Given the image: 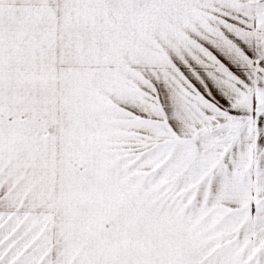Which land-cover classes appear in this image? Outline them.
Listing matches in <instances>:
<instances>
[{
	"label": "snow or ice",
	"instance_id": "snow-or-ice-1",
	"mask_svg": "<svg viewBox=\"0 0 264 264\" xmlns=\"http://www.w3.org/2000/svg\"><path fill=\"white\" fill-rule=\"evenodd\" d=\"M0 264H264V0H0Z\"/></svg>",
	"mask_w": 264,
	"mask_h": 264
}]
</instances>
